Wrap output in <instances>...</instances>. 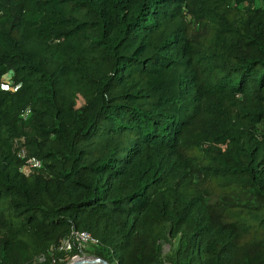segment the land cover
Wrapping results in <instances>:
<instances>
[{
    "label": "trees",
    "instance_id": "obj_1",
    "mask_svg": "<svg viewBox=\"0 0 264 264\" xmlns=\"http://www.w3.org/2000/svg\"><path fill=\"white\" fill-rule=\"evenodd\" d=\"M8 75L0 264H264V0H0Z\"/></svg>",
    "mask_w": 264,
    "mask_h": 264
},
{
    "label": "built area",
    "instance_id": "obj_2",
    "mask_svg": "<svg viewBox=\"0 0 264 264\" xmlns=\"http://www.w3.org/2000/svg\"><path fill=\"white\" fill-rule=\"evenodd\" d=\"M0 87L3 89L16 90V86L14 85L12 79L10 78V75L3 76L1 78ZM28 112L29 110L27 109L23 113V116H25ZM14 145H15L16 155L23 160L19 169L24 175H29L34 170L40 169L42 167L41 160L38 159L36 156L29 155L24 144H22L18 140H15ZM95 244H98V240L93 236H91L90 233L86 231H79L73 229L71 230L69 236H67L62 240L61 244L58 246V250L64 252H71L73 248H77L79 251H82L83 249ZM86 255L82 257L83 258L92 257L90 255H87L86 257ZM79 258H80L79 255L74 257L72 256V259H70L68 263L72 262L73 260H77ZM37 259L40 261H45V258L43 256H39ZM55 260L56 259L52 256L51 262L54 263Z\"/></svg>",
    "mask_w": 264,
    "mask_h": 264
},
{
    "label": "water",
    "instance_id": "obj_3",
    "mask_svg": "<svg viewBox=\"0 0 264 264\" xmlns=\"http://www.w3.org/2000/svg\"><path fill=\"white\" fill-rule=\"evenodd\" d=\"M85 263H90V264H108L105 260L101 259L100 257H94L92 256L91 258H83L80 257L77 260H73L72 262L68 264H85Z\"/></svg>",
    "mask_w": 264,
    "mask_h": 264
},
{
    "label": "rangeland",
    "instance_id": "obj_4",
    "mask_svg": "<svg viewBox=\"0 0 264 264\" xmlns=\"http://www.w3.org/2000/svg\"><path fill=\"white\" fill-rule=\"evenodd\" d=\"M90 247V246H89ZM89 247H87V248H85L86 250H88V248ZM168 245L167 244H165L164 246H163V253H166L167 251H168ZM85 249H83L82 251H85ZM82 251H79V253L77 254H74L73 255V257L74 256H80V257H82V256H84V255H86V252L85 253H82ZM86 257H87V255H86ZM72 259V258H71ZM44 263V261H40V260H38L37 258L35 259V264H43Z\"/></svg>",
    "mask_w": 264,
    "mask_h": 264
}]
</instances>
